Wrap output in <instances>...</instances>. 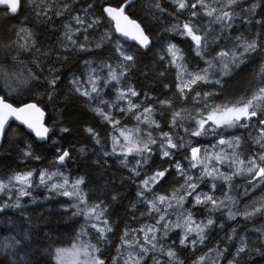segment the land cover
I'll return each instance as SVG.
<instances>
[{
    "label": "trees",
    "instance_id": "1",
    "mask_svg": "<svg viewBox=\"0 0 264 264\" xmlns=\"http://www.w3.org/2000/svg\"><path fill=\"white\" fill-rule=\"evenodd\" d=\"M192 2L194 0H189V5ZM122 3L123 0H23V6L15 16H10L6 10L0 9V88L2 89L3 81L7 88L6 92L4 90L1 92L0 89V95L6 96L8 102H12L14 106L36 102L46 112L47 125L52 129L48 139L41 143L36 142L23 127L16 124H11L6 130L0 146V179L6 180L16 173L26 171H34V176L31 196L21 198L22 207L0 212V264H58L55 260L56 249L66 248L76 241L82 234V228L85 233L87 220L81 215H73L76 209L71 205L77 201L50 192L44 186H38L37 176L44 169L51 171L59 167L69 178L70 183L81 176L84 177L85 183L81 188L87 196L89 205L103 201L107 206L105 217L112 231L105 232L103 244L100 245L93 234L91 237L82 234L87 241L100 249L97 255L105 264H113L114 258L116 264H123L121 255H125L126 251L123 249L125 245L122 237L125 231L129 232L126 239L134 237L142 239V233L139 231L133 233L132 230L154 223L153 217L156 214L153 213L152 216L147 214L148 206L137 202L136 193L140 181L146 176H150L157 169L169 167L167 158L161 160L157 151L149 164L144 166L141 175L136 177L121 163L122 156H104L103 152L112 151V137L116 134L117 128L135 130L137 121L132 112L125 115L116 108L110 110L105 105L99 106L111 111L120 120V124L114 129L113 125L104 121L94 111L97 103L76 92L71 81L74 77H78L81 82L87 81L89 67L96 68L101 76L102 97L107 103L113 102L121 107H127V102L116 99L117 89L127 83L140 93L138 97L132 98L133 102L142 107L151 104L155 110L154 118L160 122L161 129L169 131L172 114L175 111L191 112L197 106L191 101L194 92L188 93V99L181 97L176 89L177 69L168 64V57L162 61L160 56L166 45L171 42L184 51L185 59L189 62V70L205 67L204 61L192 51L191 41L170 30L178 22L183 23L189 19H194L202 27H207L211 18L203 15L202 11L198 17L191 18L190 7L179 10L172 0H132L131 5L126 7V14L143 27L151 40L150 47L141 50L134 44L120 41L103 13L105 7H116ZM65 4L68 5L67 10ZM89 4L92 5L91 8H88ZM253 5H257L254 12L246 11L252 9ZM85 9L88 11L87 16ZM233 10L238 13L233 21V27L227 29L216 43L212 41L220 33V25H212L214 31L209 35L210 51L214 55L220 48L234 47L237 44L235 40L237 36L245 43L255 40L257 48L254 52L246 53L244 63L233 69L230 76L224 77L222 91L219 86L214 85L194 86V91L201 93L213 89L218 91L219 95L215 97L217 103L250 97L259 79L260 69L264 67V0H238ZM44 11H47L46 16L38 15ZM58 12L62 14L57 15ZM77 15L84 17L86 22L99 19V24L88 29L87 33L81 30L74 37L78 43H83V37L87 34L91 51L64 47L67 43L66 25L73 30L80 27L72 19ZM249 20L251 22H248ZM257 20L261 23L257 24ZM22 28L27 32L22 33ZM105 33H110V39L101 42L100 38ZM117 41L126 51L134 54V61L131 62L132 66L126 69L125 77L120 83L110 81L105 86L103 81L108 79V69L102 68V65L111 64L118 75L120 72L121 58L115 51ZM98 42L101 45L99 48L96 47ZM238 51H242V48ZM86 61H90L91 64ZM54 76H58L59 79L52 87L48 80ZM160 100H170L171 107L160 105L158 103ZM189 123L191 122L186 118L185 126ZM63 127L69 128V131H60ZM144 127L145 125H140L141 129ZM87 128L94 129L100 144H97L86 131ZM158 131L160 130L153 129L154 135ZM175 131L181 136L184 135L183 128L178 127ZM230 133L242 137L244 155H251L258 150L252 138L255 129H232ZM197 141L199 145L204 146H210L214 142L213 138H194L193 146H196ZM29 147L32 156H25L24 152ZM81 148L85 149L83 153L80 151ZM63 150L70 152V158L61 166L56 163V159ZM187 154V151L181 150L174 160H181L187 165V161L183 160ZM138 158L128 156L129 165L134 166L135 159ZM181 182L182 178L172 171L153 191L160 194L170 193ZM233 183L240 186L230 194L239 201L237 207H240L241 211L249 210L254 203L264 200V185L258 192L247 196L243 195L242 190L247 183L245 175L235 177ZM201 189L209 190L205 184L201 185ZM17 194L13 188V199ZM219 194L218 192L217 195ZM113 196L117 198L113 200ZM245 198L246 200L241 202ZM5 200L7 195L0 194V201ZM191 204L190 197L185 202V208H190ZM65 206L67 211L64 210ZM192 210L198 220H204L209 215L200 206ZM211 215L216 224L206 230L203 244L195 247L180 245L181 229L173 230L165 239L166 244L174 245L182 264H196L200 256H206L204 264H216V251H223L218 264H229V261H233L234 264L236 262L264 264V255L259 254L264 253V214L258 213L249 219L237 216L235 220L227 219L226 212H215ZM29 217L32 219L31 224L27 223ZM172 219L175 220L176 217L173 216ZM221 223L224 225L222 229L218 226ZM230 236L231 240L228 239ZM13 237L20 242L17 243ZM241 238L247 247L244 253L237 256L236 251ZM189 239H195V234ZM210 249L214 251L210 252ZM152 255L149 254L144 264H152ZM162 259L166 260L167 257Z\"/></svg>",
    "mask_w": 264,
    "mask_h": 264
},
{
    "label": "snow or ice",
    "instance_id": "2",
    "mask_svg": "<svg viewBox=\"0 0 264 264\" xmlns=\"http://www.w3.org/2000/svg\"><path fill=\"white\" fill-rule=\"evenodd\" d=\"M172 2L177 5L179 10L190 7L192 9L191 18L198 17L201 11L203 15L211 18L207 27H202L194 19H189L183 23L178 22L170 30L176 35L190 40L192 51L204 61L206 66L189 70V62L186 61L181 47L171 42L166 45L160 60L163 61L166 57L169 58L168 64L177 69L176 89L184 99H188L189 92H194L191 101L197 106L191 112L175 111L172 114L169 131L161 129L160 122L154 118L155 110L151 104L142 107L140 104L133 102L132 98L140 95L136 89L127 83L117 89L116 99L126 101L127 107H121L118 104H113L111 107L116 108L118 112L125 115L132 112L134 119L137 121V127L135 130L117 129L119 137L113 135L112 151H105L103 155L106 157L109 155L122 156L121 163L128 167L129 171L136 177L141 175L144 166L149 164L152 156L157 151H159L161 160L167 158L169 163V167L157 169L150 176H146L141 180L138 185L137 202L148 206L147 214L149 216H152L153 213L156 216L153 217L154 223L146 224L138 230H132L133 233L136 231L142 233V239L135 237L126 239L129 232L125 231L124 237H122L123 244L126 246V255H121L123 264H144L150 253L153 254L151 256L152 264H182L174 245L170 246L165 243V239L173 230H182L179 239L180 245L195 247L204 243L206 230L216 224V220L211 213L226 210V216L229 220H235L237 216L249 219L258 213L264 214V202H261L259 207L253 205L251 211H241L237 207L239 201L230 194L237 187H240L235 185L233 180L241 175L247 177L248 185L244 188L243 195H247L251 189L264 185V67L260 69L256 87L247 99L217 103L215 97L219 95V92L215 89L203 93L194 91V86L199 84L219 86L222 91L224 77L230 76L233 69L239 68L244 63L246 53L256 51L257 43L255 40L245 43L240 36H237L235 37L237 44L230 49L220 48L214 55L209 49V35L214 31L212 25H220V33L212 41V43H216L227 29L233 27V21L238 15L234 12L233 6L238 3V0H194L190 5L189 0H172ZM131 3L132 0H123L120 6H108L103 11L107 13L111 21L115 22L116 32L125 38L135 40L142 48H149L151 44L150 36L145 34V30L141 28L136 20L130 19L125 14L126 7H129ZM0 5H4L12 14H16L21 10L23 0H0ZM64 7L65 10L68 9L67 4ZM91 7L92 5L89 4L88 8ZM157 7H159L158 3ZM256 7L257 5H253L252 9L246 11L254 12ZM84 11L85 16H87V9ZM60 14L62 13H57V15ZM38 15L46 16L47 11L38 13ZM72 19L80 27L73 30L66 25L65 39L67 43L64 44V47L66 49L91 51L87 34L83 37V43H78L74 37L81 30L87 33L88 29L99 24V19L86 22L85 18L79 15L72 17ZM256 23L259 24L261 21L257 20ZM21 32L26 33L27 30L22 28ZM109 39L110 33H105L101 36L100 41L105 42ZM100 46V42H98L96 47L99 48ZM241 48L242 51H238ZM115 51L121 58L120 72L118 75L111 64L105 63L102 65V68L108 69V79L103 81L105 86L110 81L120 83L121 79L125 77L126 69L130 68L132 66L131 62L134 61V54L126 51L119 41L116 42ZM86 63L91 64L90 61H86ZM58 79V76H54L48 80V84L54 87ZM100 82L101 76L98 74L97 69L92 67H89L87 81L81 82L78 77H74L71 81L75 91L81 96L88 97L90 100L94 99L98 104L108 106V103L101 99L102 88ZM86 85L90 87H86ZM158 103L162 106L171 107L170 100H160ZM94 111L104 121L113 125L114 129L116 125L120 124V120L111 111H106L104 107H96ZM43 116L44 112L37 106L36 102L24 103L23 106H13L12 102H8L6 96H0V140L5 136L10 117L26 125L28 129L35 133L36 137L41 140L46 139L51 129L42 123ZM186 118L187 121L191 122L188 126H185ZM140 125H145L144 129H141ZM178 127L183 128V136L175 131ZM153 129L160 131L154 135ZM232 129H255V135L252 138L255 145L258 146V150L251 155H244L242 137L231 134L230 130ZM60 131L68 132L69 128L63 127ZM86 131L97 144H100L98 134L93 128H87ZM250 135L252 134L250 133ZM120 137L123 138V142H121ZM201 137L213 138L214 142L211 143V148L199 145L198 141L196 146H193L194 138ZM181 150L188 152L183 157V160L187 161V165L181 160H174V157ZM80 151L83 153L85 149L81 148ZM24 155L32 156L30 147L24 152ZM130 155L139 157L135 159L134 166H130L128 163V156ZM35 158L39 159V157ZM69 158L70 152L63 150L58 155L56 163L62 166ZM172 171L175 172L176 176L182 178L179 186L174 187L170 193L160 194L154 192L155 186L160 184ZM33 176L34 171H26L16 173L7 180L0 179V194L7 195V200L0 201V212H4L9 208L19 209L22 207L21 198L31 196ZM57 180L62 182L58 183ZM84 183L85 178L82 176L70 183L69 178L65 176L59 167L54 171L44 169L39 173L38 186H44L50 192L77 201V203L71 205L76 209L73 212L74 216L81 215L86 220L103 223V227L99 223H92L90 226L99 232L101 239H104L105 232L112 231V228L108 226V219L105 217L108 210L107 206L104 205L103 201L89 205L87 196L81 188ZM202 184H205L209 190L203 191L201 189ZM13 188L18 193L15 199L12 195ZM218 192L219 195H217ZM190 197L192 198L191 207L185 208V202ZM116 198V196L112 197L113 200ZM197 206L204 208L209 213L206 219L198 220L196 218V213L192 209ZM133 208H135V204H133ZM64 210L67 211L66 206ZM21 215L23 216L24 213H21ZM173 216L176 217L175 220L172 219ZM27 223H32L31 217L27 219ZM218 226L222 229L224 225L221 223ZM81 233L86 234L83 228ZM233 233H235V229H233ZM193 234H195V239H189ZM25 236L27 237V234ZM12 239L16 240L15 237ZM228 239L231 240L232 237L230 236ZM16 242L19 243L20 241L16 240ZM89 247L91 248L90 252L88 251ZM246 247L247 244L241 238L236 255L239 256L244 253ZM117 251L119 253L120 250ZM212 251L214 250L210 249V252ZM99 252L100 249L94 245L84 247L83 255L85 259L82 264H105V261L96 255ZM65 253V249L57 248L55 251L57 261H61ZM259 254L264 255V253ZM222 255L223 251H216V264H218ZM162 257H167V259H162ZM205 260L206 256H200L196 264H204ZM113 264H116L115 258ZM229 264H234V262L229 261Z\"/></svg>",
    "mask_w": 264,
    "mask_h": 264
},
{
    "label": "rangeland",
    "instance_id": "3",
    "mask_svg": "<svg viewBox=\"0 0 264 264\" xmlns=\"http://www.w3.org/2000/svg\"><path fill=\"white\" fill-rule=\"evenodd\" d=\"M115 34V33H114ZM6 84H5V81H3V83H2V89H1V91H7V88H6V86H5ZM88 87H90V86H88ZM121 88V87H120ZM101 99L102 100H104V101H106L103 97H102V94H101ZM94 100V99H93ZM95 101V103H97V101L96 100H94ZM107 102V101H106ZM113 104H115V103H113V102H111V103H108V108L111 110L113 107H111V105H113ZM101 105H104V104H98L97 103V107H99V106H101ZM118 129V128H117ZM119 129H125V128H119ZM125 130H134V129H130V128H128V129H125ZM114 135H116V136H118L119 137V131H116V134H114ZM204 139H208V138H211V137H203ZM120 139H121V142H123V138L122 137H120ZM112 147H113V140H112ZM209 148H211V145L210 146H208ZM54 170H56V169H54ZM54 170H51V171H54ZM10 178V177H9ZM37 179H38V184H39V175L37 176ZM7 180V179H6ZM56 182H61L60 180H57ZM246 186L248 187V185H247V183H246V185L242 188V190L244 191V188H246ZM262 185H260V186H258V187H256L255 189H251V190H249L248 191V194H252V193H254V192H258L261 188ZM248 194H247V196H248ZM246 200V198L245 199H243L241 202H244ZM258 203H254L253 205L254 206H256V207H259L260 206V203L261 202H264V200H260V201H257ZM252 205V206H253ZM252 206L249 208V210L248 211H251V208H252ZM239 209H240V207H239ZM241 210V209H240ZM247 210V209H246ZM219 212H226V210H221V211H219ZM241 218H244V217H241ZM92 223H99V225L101 226V227H103L104 225H103V223L102 222H97V221H94V220H87V226H86V230H85V235H86V237H88V236H90L91 237V235L93 234V235H95L96 237H97V239L99 240V242H100V245H102L103 243L102 242H104L105 241V238L104 239H101L100 238V234H99V232H97L96 231V229H93V228H91V224ZM89 232H91V233H89ZM86 237H84L82 234L79 236V238L76 240V241H74V242H72L68 247H66V248H63V249H65L66 250V253H65V255L63 256V258H62V260L61 261H57V259H56V256H55V260H56V263H58V264H82V262L84 261V255H83V249H84V247H86V246H89V245H93L92 243H90L89 241H87V239H86ZM93 241V240H92ZM122 249V248H121ZM123 249L126 251V246H124L123 247ZM88 251L90 252L91 251V248L89 247L88 248ZM98 253H96V255H97ZM125 255H126V252H125Z\"/></svg>",
    "mask_w": 264,
    "mask_h": 264
},
{
    "label": "water",
    "instance_id": "4",
    "mask_svg": "<svg viewBox=\"0 0 264 264\" xmlns=\"http://www.w3.org/2000/svg\"><path fill=\"white\" fill-rule=\"evenodd\" d=\"M107 7H108V6H107ZM0 9L6 10L7 13H8L10 16H15V15L18 14V13H16V14H12V13L10 12V10H8L4 5H0ZM103 13H104L105 17L111 22V24H112V29H113V31H114L116 37H117L120 41H122V42H124V43H126V44H135V45H136L138 48H140L141 50H146V49H148V48H142V47H140L139 44H138L135 40H132L131 38H125V37L121 36L118 32H116V31H115V22H114V21H111V18L108 17L107 13H105L104 11H103ZM125 14H126V10H125ZM126 15H127V14H126ZM129 18H130V17H129ZM130 19H132V18H130ZM137 23H138V22H137ZM141 28H143V27L141 26ZM145 34H146V33H145ZM150 45H151V44H150ZM149 47H150V46H149ZM29 103H31V102H29ZM13 106H14V105H13ZM19 106H23V105H19ZM37 106H38V105H37ZM38 107H39V106H38ZM41 110H42V109H41ZM42 111H43V110H42ZM43 112H44V116H43V118H42V123H43L46 127H49V128L51 129V127L47 125V114H46L45 111H43ZM11 124H16V125H18V126L23 127V128L25 129V131H26L29 135H31V136L33 137V139H34L36 142H38V143L45 142V141L48 139V137L51 135V133H52V129H51V131H50L49 134H48V137H47L46 139L41 140L40 138L36 137L35 133H34L33 131H31L30 129H28L26 125L22 124L20 121L15 120V118H12V117L9 118V126H10ZM9 126H6V130L9 128ZM2 141H3V139L0 140V146H1V144H2Z\"/></svg>",
    "mask_w": 264,
    "mask_h": 264
},
{
    "label": "bare ground",
    "instance_id": "5",
    "mask_svg": "<svg viewBox=\"0 0 264 264\" xmlns=\"http://www.w3.org/2000/svg\"><path fill=\"white\" fill-rule=\"evenodd\" d=\"M112 31H113V29H112ZM114 32V31H113ZM135 45V44H134Z\"/></svg>",
    "mask_w": 264,
    "mask_h": 264
},
{
    "label": "clouds",
    "instance_id": "6",
    "mask_svg": "<svg viewBox=\"0 0 264 264\" xmlns=\"http://www.w3.org/2000/svg\"><path fill=\"white\" fill-rule=\"evenodd\" d=\"M27 84H28V82H27Z\"/></svg>",
    "mask_w": 264,
    "mask_h": 264
}]
</instances>
